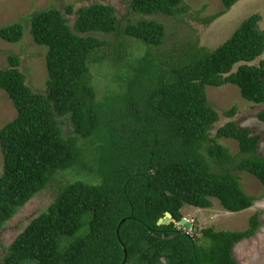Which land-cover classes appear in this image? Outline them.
<instances>
[{
    "label": "trees",
    "instance_id": "16d2710c",
    "mask_svg": "<svg viewBox=\"0 0 264 264\" xmlns=\"http://www.w3.org/2000/svg\"><path fill=\"white\" fill-rule=\"evenodd\" d=\"M99 1L36 11L0 29V39L17 44L29 23L48 71L41 93L28 84L20 57L0 69V90L17 112L0 131V234L54 178L71 177L1 264H239L235 247L256 235L259 213L245 231L206 228L198 238L179 222L186 205L210 209L218 200L230 213L253 207L257 199L237 172L264 186L263 136L236 121L216 129L220 114L207 96L208 88L234 86L244 101L264 105V60L254 64L264 55L262 17L244 20L215 50L192 37L168 51L167 26L157 17H183L186 0H131L127 22L109 0ZM240 1L221 0L202 23ZM93 71L106 76L104 94ZM222 113L232 119L237 107ZM257 118L264 123V110ZM223 139L238 142L239 154ZM166 213L175 223L159 225Z\"/></svg>",
    "mask_w": 264,
    "mask_h": 264
},
{
    "label": "rangeland",
    "instance_id": "374dc122",
    "mask_svg": "<svg viewBox=\"0 0 264 264\" xmlns=\"http://www.w3.org/2000/svg\"><path fill=\"white\" fill-rule=\"evenodd\" d=\"M131 0H109L107 4L112 5L119 19L125 22L133 18L130 8ZM99 0H0V29L6 25L22 22L32 16L36 11L57 8L62 11L69 6H74V11L81 7L91 6L99 3ZM102 3V2H100ZM189 11L181 18L157 17L167 26L168 42L165 49L171 51L175 44L185 43L192 37L197 39L202 47L215 50L229 39L241 23L252 15L258 14L262 17L259 27L264 31V0H242L232 10L219 18L213 24L205 26L202 19L219 12L222 9L221 0H186ZM74 23V16H67ZM25 35L21 42L10 44L0 39V69L9 66V56L21 58V70L27 76V82L36 92L44 93L48 80L46 68V49L39 47L33 41L30 34V24L25 23ZM264 60V55L254 64ZM237 69V68H236ZM98 87L102 92L105 90L106 76L99 75L93 71ZM106 74V73H105ZM103 93V92H102ZM101 93V94H102ZM104 94V93H103ZM207 96L209 102L220 114V122L216 129L229 121H236L241 127L251 129L254 134L262 135L258 153L264 155V123L259 121L257 115L264 110V105L255 106L244 101L240 90L234 86L222 88H208ZM237 107V114L232 119L223 115V111H229ZM17 115L16 109L8 94L0 90V131L10 123ZM67 121V119L65 118ZM66 132L69 126H63ZM216 130L213 132L215 135ZM222 145L229 148L233 155H238L240 147L238 142L223 139ZM4 159L0 147V175L2 174ZM240 177L244 191L257 200L254 206L239 213L225 211L218 200L213 201L210 209H197L186 205L182 213L185 220L191 224L190 228L183 226L195 237L201 236V231L206 228L225 231H245L249 227L250 218L256 213L260 214L262 223L258 232L252 238L245 240L235 247V257L239 264H264V186L260 181L247 173H235ZM71 177L61 174L54 178L48 187L36 195L13 219H11L0 234V264L7 250L17 237L26 229L33 219L44 213L54 202L59 189L66 184Z\"/></svg>",
    "mask_w": 264,
    "mask_h": 264
},
{
    "label": "water",
    "instance_id": "95a60500",
    "mask_svg": "<svg viewBox=\"0 0 264 264\" xmlns=\"http://www.w3.org/2000/svg\"><path fill=\"white\" fill-rule=\"evenodd\" d=\"M171 222L175 223V220L172 218V215L170 213H166V217L164 219H160L158 224L159 225H167V224H170ZM179 225L180 226H186L187 228H190L191 227V224L188 223L185 219L181 220L179 222Z\"/></svg>",
    "mask_w": 264,
    "mask_h": 264
}]
</instances>
